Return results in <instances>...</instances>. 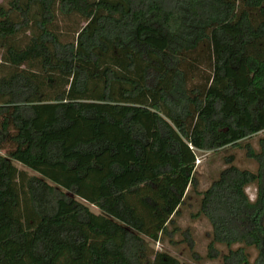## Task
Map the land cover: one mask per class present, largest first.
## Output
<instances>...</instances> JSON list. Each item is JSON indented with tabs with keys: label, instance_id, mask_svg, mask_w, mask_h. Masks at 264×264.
<instances>
[{
	"label": "trees",
	"instance_id": "trees-1",
	"mask_svg": "<svg viewBox=\"0 0 264 264\" xmlns=\"http://www.w3.org/2000/svg\"><path fill=\"white\" fill-rule=\"evenodd\" d=\"M261 132L264 0H0V264H189L151 242L228 146L208 257L264 264Z\"/></svg>",
	"mask_w": 264,
	"mask_h": 264
},
{
	"label": "rangeland",
	"instance_id": "rangeland-1",
	"mask_svg": "<svg viewBox=\"0 0 264 264\" xmlns=\"http://www.w3.org/2000/svg\"><path fill=\"white\" fill-rule=\"evenodd\" d=\"M264 132L251 136L242 141L243 145L249 143L256 151L260 150L259 139ZM197 169L195 174V186L190 191L180 213L176 216L170 230L176 227L174 233H168L160 242H151L157 250L169 252L181 261L189 264H223L222 255L217 258L208 257V245L213 238V227L210 220L203 214H199L201 192L208 189L212 182L219 176L220 172L229 164L228 160L233 157V162L242 168L257 171L258 162L247 156L246 147L228 146L216 151H198ZM19 168L27 170L30 174L34 171L17 164ZM251 199L254 200L257 194L255 185L247 188ZM91 209L99 213L100 210L93 205ZM223 253L228 249L224 245H218ZM235 248L238 245L234 246ZM252 261L257 256L255 249L251 250Z\"/></svg>",
	"mask_w": 264,
	"mask_h": 264
}]
</instances>
